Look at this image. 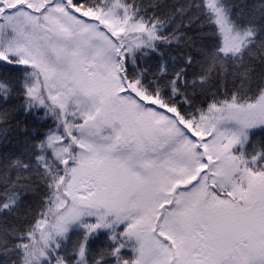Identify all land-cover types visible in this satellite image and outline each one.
<instances>
[{
	"label": "snow or ice",
	"instance_id": "1",
	"mask_svg": "<svg viewBox=\"0 0 264 264\" xmlns=\"http://www.w3.org/2000/svg\"><path fill=\"white\" fill-rule=\"evenodd\" d=\"M0 264H264V0H0Z\"/></svg>",
	"mask_w": 264,
	"mask_h": 264
}]
</instances>
